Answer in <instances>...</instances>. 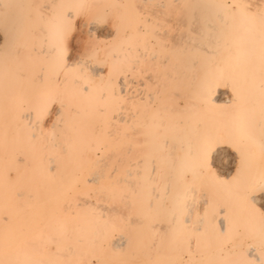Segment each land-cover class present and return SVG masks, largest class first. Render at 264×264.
<instances>
[{"label": "rangeland", "instance_id": "rangeland-1", "mask_svg": "<svg viewBox=\"0 0 264 264\" xmlns=\"http://www.w3.org/2000/svg\"><path fill=\"white\" fill-rule=\"evenodd\" d=\"M36 1L37 0H33L32 6L26 9L25 7L21 8V13H25V11L32 14L36 13V11H34L36 7H41V5L46 2V0H38L39 3L36 4L34 3ZM74 1L75 0H71L72 3ZM135 1L136 0H121V2L120 0H82L79 6H76V3L72 4V16L68 18L63 36L67 48V61L69 60L71 62L74 60L72 63H76V65L61 76V78H58L56 82L50 81L49 79V76L53 74L56 67L53 64H49L48 58L39 56L31 57L27 55L24 56V58L23 56L17 58L12 57L8 62L11 79L8 82V87L4 90L6 93L3 96V103L9 108L8 116L10 118H15L18 115L28 113L31 110L30 106L32 102L37 99L38 94L42 91H45L43 96L46 104H49L48 110L43 113L42 116L43 120L41 124H45L42 125V127L40 125L39 128L32 129L24 125V128H19L22 127V124L27 120L21 118L14 120L17 128L23 131L24 137H28L29 140H31V143L25 146L43 148L45 149V153L48 152L47 149H51L50 153L57 152V154L67 156L78 154L76 149L80 146H84V144L80 142L81 140L96 139L104 141V144L100 145L101 149L96 151V156L99 157L101 155V158H99L102 162L105 160L103 177L98 176L99 178L96 177L97 179L93 178V171L98 168V165H95L94 168L88 172L89 174L85 173L78 176L79 181L77 183L64 186L63 189L59 190L56 193L57 196L54 202L51 203L53 204L51 207H49L50 204L49 206L45 205L44 207L31 209L32 212H37L41 215L40 219L45 220L46 224H43L42 227L47 229H59L56 232H51L49 235L65 236V238H63V244L66 246L60 249L56 254L45 253L44 259L51 260V264H227L228 257L221 256V252L219 251L220 245L230 247L233 240L237 238L238 232L239 234L241 233V227L239 228L238 226L237 232L235 230H230L229 233L226 234V237L219 233L214 226L207 231L206 223L198 220L201 217L200 214L209 207L208 195L204 197L207 198V202L204 205L201 203L203 200L200 198L201 195L199 196V194L204 193V190L198 187L190 203L186 197L179 199L174 197V192L177 188L175 185H171L166 193L167 189L163 183V180L166 179V174L172 171L173 167L171 166H173L175 156V142L171 139L172 127L171 130L166 132V135L170 136L169 142H172V146L169 142L165 146L163 139L166 135H163V130L167 128V126L170 128L169 124L171 125L173 123L174 125L175 116L179 117L183 114V108L173 102L175 98L172 96L174 88H170V83H168V81L171 82L172 78L170 77L174 75L175 64L178 61L185 59L189 62L193 60L203 61L212 55L210 52H207V50L217 51L219 49L215 42V37L219 33L214 28H211V24L222 25V22L214 14L201 17L202 19L200 20H195L193 14L196 8L191 9L189 0H179L180 4L178 5L180 8H176L178 6V0H173V2L172 0H166L165 2L164 0H146V5L142 4V0L141 2L140 0H137L138 2ZM162 3L163 5L160 7ZM244 3L252 8L254 12H258L259 8L262 5L264 6V0H244ZM137 4L139 9L137 8ZM155 4L159 6L157 7ZM6 6L7 4H5V8ZM168 6H170V9ZM174 6L175 9L173 8ZM181 18L184 19V22ZM167 19L169 20L166 21ZM40 25L41 24H38L31 18L20 23V29L22 30L21 34L27 35L24 43L21 37L18 43L19 47H21L24 52H29L31 46L36 43L30 33L32 29L36 30ZM195 25L196 29H200L197 33L193 29ZM66 29H68V32ZM88 29H91V31ZM182 33L184 36L186 35L184 38L182 37ZM0 34H2L1 31ZM159 34L165 35L164 38ZM127 38H131L133 44L131 57L129 59L123 58V60L118 59L113 61L112 54L120 51L121 46L126 42ZM160 38H162L163 41ZM176 39L178 40L177 42H175ZM172 40H175V43L171 44ZM160 41H162V43H160ZM183 42L188 43L185 44ZM176 43L182 45L179 47L176 46ZM183 44L185 50L184 47H182ZM190 46L192 47L188 48ZM200 46L204 47L206 51L204 50L203 53H201L198 48ZM179 48L184 51L181 49L178 51ZM192 48L194 49L192 50ZM99 52L100 55H98ZM99 56L100 58H98ZM167 56L169 57L166 58ZM101 57L103 58L101 59ZM151 57L155 59L154 63L156 64H153V59ZM160 59L163 61H158ZM76 60H80V63H77ZM164 62L166 64H162ZM91 63L93 65L98 63L99 67L103 68L101 74L104 76L107 75V77L112 80L115 86L114 89L119 93L115 94L111 100L108 99L110 100L108 105H96V107L105 110L96 112L82 110L81 113L76 115L77 112L69 103L72 97L68 96V93L78 90L81 83H83L82 79L81 82H73L74 79H78L79 69H83L81 71H85L84 74L92 80L90 91L96 92L101 88V82L94 81L95 76L91 73L92 71L89 70ZM79 64L82 65V68ZM103 70L106 74H104ZM168 72L169 74H167ZM39 73L42 74V78H38L37 75ZM126 75L129 76V78ZM148 75L149 78L147 77ZM150 75L159 78H153L150 77ZM168 75L171 76L169 77ZM120 76L123 78L124 83ZM167 76L169 79H167ZM148 79L152 81H148ZM126 80L128 81L126 82ZM140 80L143 82L141 83ZM137 83L138 85H136ZM124 84L125 87L126 84L128 85L129 91H136L137 95H140L139 99H141V97L144 99H138L139 101L133 102L129 111L125 108L126 97L124 91L120 93V88L122 89ZM154 86L157 88V92L153 90V88L155 89ZM65 89H67V93H65ZM225 89V96H230L231 93L229 94L228 92L231 91H227V88ZM150 91H152V96ZM149 94L152 100L148 96ZM59 103L62 104L60 105ZM58 104L60 106H58ZM62 105H64L63 108ZM57 107L61 110L58 113L56 112ZM149 111H151V113L147 115ZM192 111L193 108L189 106L188 112L192 113ZM126 112L133 113L135 115V120L134 116L130 123L118 119L125 115ZM55 113L58 115H55ZM59 113L61 117L64 116V119L60 117ZM72 116L77 117L74 123L81 125L79 127L80 133L77 135H72L71 133L73 132L68 134L72 129V122L69 119ZM100 116H104L105 119L96 121L88 119V117ZM54 118L58 119L55 120ZM58 124H60L59 127L62 128L59 129V127H57ZM97 125L100 127L98 128ZM130 125L131 127L133 126L132 129L130 127L127 128ZM61 129L64 130V133ZM138 129L140 130L136 133ZM30 131L35 132L34 137L28 136ZM40 131H43L42 134ZM119 132H121V134H119ZM125 133L127 135L129 134V137ZM131 136L134 138H131ZM60 137H63V139L66 137L68 139H65L67 141L61 140L62 138L60 139ZM138 139L142 141L139 142ZM155 142H157V144ZM60 143L62 144L60 145ZM63 144L64 148H62ZM226 146H224L226 147V149L224 148V155L221 153L220 159L214 157L212 163L213 169L215 171L217 170L218 172H216L218 174L221 173L222 176L226 175V169L230 170L231 174H233L236 167L235 165H238V163H230L231 154H233V152H230L231 149H229V147L232 149L234 147L231 145ZM141 148L143 151H139ZM122 149L125 153H122ZM61 150L64 151L62 152ZM173 151L174 153H172ZM82 154L86 153L82 152ZM110 154H115V156L112 157ZM120 155H122L121 159L119 157ZM130 155L132 160L130 159ZM226 155L227 157H225ZM106 159H108V161ZM109 159L112 162L115 161L116 164L109 163ZM106 161L108 162L107 164H105ZM151 161H153L154 164L151 163ZM102 162L100 161V163ZM133 162L134 166L132 165ZM128 164H130L129 168L131 169V185L127 182L116 183L119 177L124 178L126 176ZM151 164L153 165L151 166ZM114 166L117 171L113 170L115 169ZM25 171L26 172L16 174L15 176L12 174L13 177L11 180L15 187L34 188L40 184L39 187L42 188L45 186L47 187L49 182L55 181L56 183H60L63 179L69 180L74 177L73 175L65 176L58 170L50 171L43 175L34 174L30 169ZM221 171L224 172L222 173ZM133 180H135L134 184ZM12 189L13 191L11 194L13 195L15 188L12 187ZM42 189L33 193L38 196L43 192ZM259 190L260 191L256 192L258 195H256L257 202L255 201V205L257 204L256 207L257 209L259 208L258 210H260L261 213L260 216L263 217L264 220V188ZM260 193L262 194L260 195ZM215 208L216 205L214 203L212 205V210ZM189 210L191 211L190 215L192 214L189 222L184 223L176 220L174 224L170 222L165 224L164 219L170 217V213L176 215ZM171 218H173L172 215ZM51 219L55 220L53 225H49L48 222H46ZM20 226H22V224H20L19 227ZM233 231H235V234H232ZM24 233L23 231H15V239L12 246V253H15V255H13V257L15 256L14 264L22 259V256L16 257V248L19 244L17 237ZM119 235H123L124 241L126 242H124V245L116 246L115 241L121 237ZM121 238L123 239V237ZM182 254L184 256L183 263L179 262Z\"/></svg>", "mask_w": 264, "mask_h": 264}, {"label": "bare ground", "instance_id": "bare-ground-1", "mask_svg": "<svg viewBox=\"0 0 264 264\" xmlns=\"http://www.w3.org/2000/svg\"><path fill=\"white\" fill-rule=\"evenodd\" d=\"M142 1L144 2H142V4H145L146 0ZM165 1L166 0H164V2ZM189 1L191 9L196 8L195 13L193 14L195 20H200L202 19L201 17L214 14L222 22V25L211 24L212 27L210 26L219 33L215 37V42L219 49L217 51L207 50V52H210L212 55L203 61L193 60L189 62L186 59L178 61L175 64L174 75L172 77H170L171 75H168L172 78L171 82L167 80L168 83H170V88H174L172 92L173 98L175 97L173 102L183 108V114L179 117L175 116V120L173 119L174 125L173 123L171 125L169 124L170 128L167 126V128L163 130V135H166V132L171 130L172 127L171 139L175 142V145L173 144L175 147V156L173 166H171L173 168L172 171L166 174V179L163 180V183L167 189L166 193L171 185H175L177 188L174 192V197L177 199L186 197L190 203L192 202V197L198 187H201L204 190V193L199 194V196L201 195L200 198L203 200L201 203L204 205L207 202V198L204 197L208 195L209 207L200 214L201 217L198 220L206 223L207 231L214 226L219 233L226 237V234H228L230 230H235L237 232L238 226L239 228L241 227V231L239 230L241 233L239 234L238 232L239 235L237 234V238L233 240V243L230 242L231 245L229 243L230 247L220 245L219 251L221 252V256L228 257L227 264H264V220L263 217L260 216L261 213L260 210H258L259 208L257 209L256 207L257 204L255 205V201L257 202L256 195H258L256 192L260 191L259 189L264 188V6L262 5L259 8V11L257 10L258 12H254L252 8L244 3V0ZM32 2L33 0H0V31L2 32V34H0V264L15 263V256L13 257L15 253H12V246L16 230L25 232L17 237L19 244L16 248V257L22 256V259H20L19 262L16 260V264H51V260L44 259V254L47 252L53 254L58 253L60 249L66 246L63 244V238H65V236L49 235L51 232H56L59 229H47L42 227L43 224H46L45 220L40 219L41 215L37 212H32L31 209L44 207L45 205L49 206L54 202V199L57 196L56 193L59 190L63 189L64 186H70L77 183L79 181L78 176L88 173L95 165H98V168L95 167L96 169L93 171L94 179H97L96 177L98 176L103 177L105 171V160H103V162L100 160V154V158L96 156V151L101 149V144H104L103 140H81L80 142L84 144V146H80L76 149L78 154L67 156L57 154V152L50 153L51 149H47L48 152L45 153V149L43 148L25 146L28 143H31V140H29L28 137H24L23 131H20L17 128L14 120L17 118L27 120L22 124V127L19 128H24L23 126L25 125L26 127L29 126L32 129H36L39 128L40 125L41 127L42 125H45L41 124L43 113L48 110L49 105L46 104L43 96L45 91L38 94L37 99L32 102V105L30 106L31 110L28 113L18 115L15 118H10L8 116L9 108L3 103V96L6 93L4 90L8 87V82L11 79L8 62L12 57L17 58L23 56L24 58V56L30 55L31 57L39 56L42 58H48L49 64H53L56 67L53 74L49 76L50 81L52 80L53 82H56L58 78H61V76L76 65V63H72L74 60L71 62L69 60V62L67 61V48L63 32L67 26L68 18L72 16V4L76 3V6H79L82 0H75L73 3L71 0H46L41 7H36L34 10L36 13H27L28 11L21 13L20 9L23 7L26 9L27 7L32 6ZM135 2L138 1L136 0ZM34 3L37 4L39 2L37 0ZM5 4H7L6 8ZM178 4H180L179 0L177 5ZM155 5H157V7L159 6L158 4ZM162 5L163 3L160 7ZM168 7L170 9V6ZM137 8L139 9L138 4ZM173 8L175 9V6ZM176 8H180V6L178 5ZM30 18L41 25L38 29L31 30L30 35L36 43L31 46L29 52H24L21 47H19L18 43L20 37L24 43L27 35L21 34L22 30L20 29V23ZM168 20L169 19L166 21ZM183 20L184 19H182V21ZM193 29L196 33L200 30L199 28L196 29V25ZM66 30L68 32V29ZM89 31H91V29ZM183 33L182 37L184 38L186 35L184 36L185 33ZM159 35L161 36L162 34ZM162 36L164 38L165 35ZM162 41H160V43H162ZM174 41L172 40L171 44L178 40L176 39V41ZM176 44L175 45L179 47L182 45H178V43ZM132 45L131 38H127L126 42L121 46L120 51L112 54L113 61L118 59L123 60V58L129 59L133 50ZM182 47H184L185 50L184 44ZM191 47L192 46L188 48ZM198 48L201 53L205 50L202 46ZM180 49L181 48H179L178 51H180ZM193 49L194 48H192V50ZM100 52L98 55H100ZM168 57L169 56L166 58ZM98 58H100V56ZM102 58L103 57H101V59ZM154 60L155 59L152 60L153 64H156L154 63ZM161 60L162 59L158 61ZM77 63H80V60L77 61ZM98 63L94 65L91 63L90 69L87 68L92 71L91 73L95 76L94 81L101 82L102 85L100 84V90H97L96 92L90 91L92 80L84 74L85 71H81L83 69H79L78 79L73 80L75 83L81 82V79L83 80V83H81L78 90L68 93V96L72 97L69 103L77 112L76 115L81 113L82 110L92 112L105 110L96 107V105H108L111 98L119 93L114 89L115 86L113 85L112 80L109 79L107 75L104 76L101 74L103 68L99 67ZM162 64L166 63L164 62ZM41 73L37 75L38 78H42ZM104 74H106L105 71ZM167 74H169V72ZM152 75H150V77H153ZM129 76L127 77L129 78ZM147 77L149 78V75ZM155 77L156 76L153 78ZM169 77L167 79H169ZM150 80L151 79H148V81ZM127 81L128 80H126V82ZM140 82L142 83L143 81L140 80ZM136 85H138V83ZM123 86V90L120 88V93L124 91L126 97V105H124L126 110L129 111L131 104L143 99V97L139 99L140 95L138 96L136 91L133 89V91H129L127 84L126 87L125 84ZM225 88H227V91H231L228 92L229 94L231 93L230 96H225ZM66 90L67 89H65V93H67ZM153 90L157 92L156 87L155 89L153 88ZM151 92L152 91H150V94L152 96ZM150 94L148 96L151 99ZM62 103L59 104L61 105ZM59 104L58 106H60ZM63 106L64 105H62V108ZM189 106L193 108L192 113L188 112ZM70 109L73 110L72 108ZM60 111V108L57 107L56 112L58 113ZM151 111H149L147 115H149ZM57 113H55V115ZM133 116L135 120V115L133 113L126 112L125 115L118 119L130 123L132 122L131 120L133 119ZM63 117L64 116L61 118ZM69 119L72 122V129L68 134L71 132H73L71 133L72 135L79 134V127L81 125L74 123V121L77 120V117L72 116ZM88 119L96 121L104 120L105 117H88ZM59 125L60 124H58L57 127H59ZM97 127L99 128L100 126L97 125ZM129 127L132 129L133 126L131 127L130 125L127 128ZM60 128L62 127H59V129ZM139 130L140 129H138V131L136 130V133H138ZM62 131L64 133V130ZM40 132L42 134L43 131ZM121 132H119V134H121ZM28 136L34 137L35 132L30 131ZM166 136L163 139L165 146L168 144L170 138V136ZM131 138L134 137L131 136ZM60 139L65 140L68 138L65 137L63 139V137H60ZM140 139H138L139 142L142 141ZM157 142L155 143L157 144ZM169 143L170 145L172 144L171 141ZM61 144L62 143H60V145ZM209 145H211V151L208 154V162L205 166L204 153ZM226 145L234 147L233 149L229 147V149H231L230 152H233V154H231L232 157L228 154L227 155L231 157L230 163H238V165H235L236 167L233 174H231L230 170L224 168L227 171L225 173L226 175L222 176L221 173L218 174V171L216 170V172L213 169L212 163L214 157L219 158L221 156L220 154H223L224 148L226 149L227 147ZM62 148H64V144ZM141 150L143 151L142 148L139 151ZM82 152L86 154H82ZM122 153H125L124 150ZM172 153H174V151ZM110 155H112V157L115 156V154ZM122 155L119 156L120 159L122 158ZM227 155L225 157H227ZM110 159L109 163H115V161L112 162ZM106 160L108 161V159ZM100 161L102 163H100ZM107 161L105 164L108 163ZM151 163H153V161H151ZM130 164H128L126 168V176L124 174V178L119 177L116 180V183H130L132 181L130 180ZM153 164H151V166ZM132 165L134 166V162ZM28 169L34 174L41 175L50 171L58 170L65 176L73 175L74 177L69 180L63 179L60 183H56L55 181L49 182L47 187H42L43 189L39 187L40 184L34 188L15 187L11 180L12 177L19 173L22 174ZM113 170L115 171L116 167ZM221 172L223 173L224 171ZM134 182L135 180H133V184ZM12 187L15 188L13 195L11 194L13 191ZM41 189L43 192L40 195L37 196L33 193ZM261 194L262 193H260V195ZM214 203L216 208L212 210V205ZM52 205L53 204L49 207ZM189 211L176 215L170 213V217L164 219V222L165 224H168L169 222L174 224L176 220L184 223L189 222L192 217V214L190 215L191 211ZM171 215L173 218H171ZM46 222H48L49 225H53L55 220L51 219ZM20 224H22V226L19 227ZM235 231H233L232 234H235ZM119 236L123 237V239L121 237L118 240L116 239V246L124 245V242H126L124 241L123 235ZM179 262H184L183 254L180 257Z\"/></svg>", "mask_w": 264, "mask_h": 264}, {"label": "snow or ice", "instance_id": "snow-or-ice-1", "mask_svg": "<svg viewBox=\"0 0 264 264\" xmlns=\"http://www.w3.org/2000/svg\"><path fill=\"white\" fill-rule=\"evenodd\" d=\"M211 151V145L208 146V148L206 149L205 153H204V164L205 166L207 165L208 162V154Z\"/></svg>", "mask_w": 264, "mask_h": 264}]
</instances>
